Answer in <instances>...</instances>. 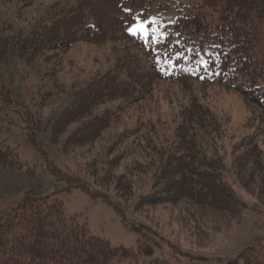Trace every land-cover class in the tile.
I'll return each mask as SVG.
<instances>
[{
    "label": "trees",
    "instance_id": "1",
    "mask_svg": "<svg viewBox=\"0 0 264 264\" xmlns=\"http://www.w3.org/2000/svg\"><path fill=\"white\" fill-rule=\"evenodd\" d=\"M153 8L168 16L162 26L155 29L149 21L147 37L128 30L137 14L148 15ZM43 24L26 34H0V60L30 64L47 51L64 52L77 41L119 45L114 65L80 87L71 104L51 120L55 145L61 144L65 154L91 145L123 108L144 100L156 83L179 84L189 93L190 103L179 114L170 141L158 146L150 139L154 159L140 162L139 169L153 168L151 189L135 202L133 211L143 216L140 213L149 206L191 201L231 220L241 219L248 205L230 180L231 161L238 174L249 176L236 180L243 187H250L255 172L262 174L264 185L259 138L263 130L239 139L232 132L230 145L226 143L223 120L201 98L199 87L232 88L264 113V0H77L61 16ZM1 93L8 103L11 90L0 86ZM115 100H119L115 108L100 110ZM3 129L0 122V168L20 169L18 152L6 142ZM115 160L97 178L99 185L110 180ZM250 161L253 167L248 168ZM50 167L67 180L68 188L78 187L94 197L103 195ZM116 177L117 195L126 203L133 185L127 173ZM104 199L112 203L106 195ZM114 207L124 226L138 235L135 247L113 245L93 235L85 223L66 216L57 197L28 193L0 222V264H175L157 254L163 237L145 221L129 219L120 204ZM223 264H264V245L229 257Z\"/></svg>",
    "mask_w": 264,
    "mask_h": 264
},
{
    "label": "rangeland",
    "instance_id": "2",
    "mask_svg": "<svg viewBox=\"0 0 264 264\" xmlns=\"http://www.w3.org/2000/svg\"><path fill=\"white\" fill-rule=\"evenodd\" d=\"M0 2V34L8 35L26 34L42 27L44 22L50 23L75 6L77 0ZM158 12L153 8L148 15L137 14L128 30L141 20H147L148 32L149 21L154 23L155 29L159 28L168 16ZM117 48L119 45L111 41L100 45L77 41L64 52L47 51L30 64L19 59L0 60V86L11 90L8 103L4 101L5 94H0V122L6 142L16 149L23 164L20 169L0 168V222L30 193L37 197H57L64 204L66 216L85 223L93 235L107 238L113 245L135 247L138 235L124 226L121 213L114 207L120 204L129 219L145 221L164 238L157 254L175 264H223L229 257L264 245L262 174L252 175L249 188L238 181L239 184L236 181L239 177L248 180L249 176L236 172L231 148L228 149L230 180L235 181L237 193L248 205L238 221L191 201L149 206L140 213L143 216L133 211L135 202L151 189L153 168L139 169L140 162L154 159L151 140L158 146L170 141L173 127L180 122L179 114L190 103L189 93L179 84L156 83L144 100L123 108L122 114L112 119L91 145L65 154L61 144L52 142L51 120L71 104L80 87L114 65L119 56ZM199 88L201 98L223 120L228 133L224 135L226 143L232 132L236 134L235 139H239L260 128L264 151V113L257 103L232 88L206 85ZM118 101L104 103L100 110L115 108ZM134 128L138 129L128 132ZM113 160L110 180L99 185L97 178L106 174ZM50 166L103 195L94 197L78 187L68 188L67 180L61 179ZM251 167L250 161L248 168ZM122 172L127 173L133 185L127 204L115 189L114 180ZM105 195L112 203L104 199Z\"/></svg>",
    "mask_w": 264,
    "mask_h": 264
},
{
    "label": "snow or ice",
    "instance_id": "3",
    "mask_svg": "<svg viewBox=\"0 0 264 264\" xmlns=\"http://www.w3.org/2000/svg\"><path fill=\"white\" fill-rule=\"evenodd\" d=\"M126 11H127V9H126ZM147 23H148L147 20H141L136 25H134L132 28H130L129 31L132 33H136L137 31H139L142 35L147 37L148 31H147V28L145 27V25ZM153 31H155V30H153ZM177 55H179V53ZM202 63H206V62L202 61Z\"/></svg>",
    "mask_w": 264,
    "mask_h": 264
}]
</instances>
